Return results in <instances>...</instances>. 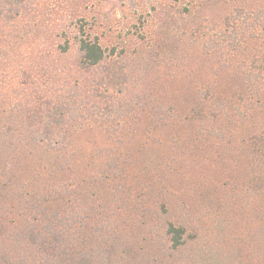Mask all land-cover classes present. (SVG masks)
Segmentation results:
<instances>
[{"label": "rangeland", "instance_id": "374dc122", "mask_svg": "<svg viewBox=\"0 0 264 264\" xmlns=\"http://www.w3.org/2000/svg\"><path fill=\"white\" fill-rule=\"evenodd\" d=\"M0 264H264V0H0Z\"/></svg>", "mask_w": 264, "mask_h": 264}, {"label": "trees", "instance_id": "16d2710c", "mask_svg": "<svg viewBox=\"0 0 264 264\" xmlns=\"http://www.w3.org/2000/svg\"><path fill=\"white\" fill-rule=\"evenodd\" d=\"M76 31L74 40L83 60L90 65L98 64L105 57V51L100 41L97 37L84 33L85 31L82 29H77Z\"/></svg>", "mask_w": 264, "mask_h": 264}]
</instances>
